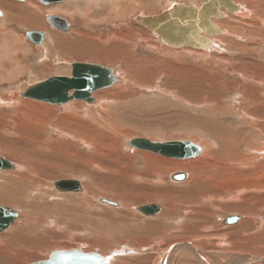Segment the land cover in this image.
I'll use <instances>...</instances> for the list:
<instances>
[{
	"label": "rangeland",
	"instance_id": "rangeland-1",
	"mask_svg": "<svg viewBox=\"0 0 264 264\" xmlns=\"http://www.w3.org/2000/svg\"><path fill=\"white\" fill-rule=\"evenodd\" d=\"M11 1L8 2L9 7L22 10L14 14L10 12L12 10L9 11V16L15 18V21L27 20L26 14L36 13L26 4ZM33 1L43 7L38 1ZM142 1L146 5L141 6L143 9L136 5L135 9H128L127 15L125 7L130 0H119L117 6L116 3L105 0L99 6L96 4L97 7L95 4L83 6L78 2L76 5L73 3L75 8H70V11L65 8L63 15H58L65 18L70 23L69 26H72V20L64 14L79 9V15H82L85 7L95 20L118 15L113 24L107 22L98 27L92 23L90 26L81 25L80 31H85L86 36L91 34L105 37L120 31L128 35L129 29L137 34L136 39H124L121 42L114 37H106V41L94 38L93 44L88 40H83L81 44L73 41L71 58H67L68 53L57 54L50 49L38 52L42 48L39 47L42 45L41 41L36 36L28 35L34 32L33 29L18 27L15 22L7 25L12 30L6 32L18 37L21 44L25 42L29 45L33 53L29 52L32 57L26 63V67H32H29L27 75L19 76L16 82L0 83V131H3L2 126L7 127L4 128V133L7 138H11L8 141L0 138V156L19 167L0 172V206L13 208L19 216L17 222L0 235V254L4 247L8 249L0 257L2 260L3 257L7 259L0 260V264H32L47 259L56 249L76 248L99 253L111 252L112 255L115 253L116 260L113 264H161L164 256L168 259L173 247L183 242L194 243L211 264H233L245 259L264 258V222L261 219L264 212V153L260 157L255 155V149L264 148V0H231L238 10L226 13L227 24H217L227 35L224 38L217 36V40L223 38L220 42L214 38L212 50L207 54L203 50L194 53L190 49L185 50L186 48L167 50L162 47L166 49L163 50L159 44L152 42L147 46L145 41H140L142 31L134 20L138 15H159L172 4L197 5V0ZM241 8V14L236 15ZM51 11L55 10L52 8L49 12ZM50 15L53 14H48L47 21ZM124 15L125 21L121 22ZM47 21L45 19L46 28L41 30L46 36L51 31L54 32ZM57 34H62L71 41L77 35L71 27L69 31H59ZM114 40L120 42V48L112 47V50L105 51L106 54L100 51L114 45ZM87 50H93L95 56L85 57ZM112 53H118L119 58L106 56ZM98 54H105L106 57H96ZM123 54L126 55L127 62L123 60ZM47 55L51 57L48 58ZM44 63L48 64L46 70L33 71ZM72 63L113 67L122 80L117 86L95 93L98 105L78 101L61 107L32 103V111L34 109L35 112L20 109L24 113L28 112L23 114L19 111L21 104L25 103L24 98L20 97L23 88L55 75L68 76ZM14 95L15 100H10ZM1 98L4 99L3 103ZM201 100H207L210 104L205 106ZM36 105L42 108L47 106L48 109L41 110ZM211 105L213 108L218 106L223 111L214 108L216 112L212 113L209 110ZM248 112L255 118L258 115V123L261 122L256 123L258 129L251 125ZM26 115H34L44 122L37 127L43 137L36 140L35 150L30 146L29 140H35L37 136L34 132H29V127L22 126L21 134L26 138L24 141H17L19 136L13 131L15 120L25 124ZM65 117H68L67 120ZM84 122L90 129L84 126ZM216 125H221L222 128L217 127L212 136L207 129ZM65 130H80L86 137L92 136L95 130L98 134L96 139L104 135L107 150L104 148L97 152L91 136L87 137L90 140L85 143L67 134ZM242 130L245 135L239 132ZM226 132L230 136L238 132L236 136L239 137L235 138L240 145L243 144L238 149L251 159L247 169L257 164L263 167L259 176L249 174L246 183L241 184L243 187H238L240 185L233 181L234 178L226 176L229 180L227 185L212 186L206 181L196 186L194 191L184 193L179 190L187 187L190 172H187L189 175L185 180L175 182L171 180V176L182 169L168 168L164 173L154 170L147 173L141 158H134L132 163L127 161L137 152L127 145L128 140L133 138H147L158 142L192 140L200 145L208 142L219 151V147H222L221 136ZM98 142L102 141L98 139ZM48 145L58 146L55 154L61 155L51 157L53 153ZM160 159L188 165L196 160ZM241 168V171H245V167ZM63 179L79 180L85 193L78 194L79 196L58 193L54 190L53 182ZM98 198L114 201L122 207L99 204ZM145 204H157L164 210L159 216L146 218L134 210ZM187 212L192 214L186 216ZM244 212L247 215H242L244 220L241 223L224 224L226 217L241 216ZM172 253L174 255L170 256L169 264H200L189 251L181 250L178 253L173 249ZM178 258L181 259L178 261Z\"/></svg>",
	"mask_w": 264,
	"mask_h": 264
},
{
	"label": "bare ground",
	"instance_id": "bare-ground-1",
	"mask_svg": "<svg viewBox=\"0 0 264 264\" xmlns=\"http://www.w3.org/2000/svg\"><path fill=\"white\" fill-rule=\"evenodd\" d=\"M15 1V0H14ZM16 1H19V3L21 2L22 3V1L23 2H25L24 4H26L27 6H30V7H32L33 8V10L34 11H36V13H34V14H32V12L31 13H28V14H26V18H27V20L25 19V20H16L15 21V18H11L10 16H9V11L10 10H12V11H10L11 13H16L17 11L20 13L21 11H20V9H16L15 7H9V4H8V2H10V1H0V10H1V14H0V83H12V82H16V79L20 76V77H22V76H24V75H27L28 73H29V70L28 69H30L29 67H31V66H27L26 67V63H27V61H28V63H29V61H30V58L32 57V56H30L32 53H33V51H32V49H31V47H29V45H26L25 44V42H22V44L19 42L20 40L19 39H17L18 37H16L14 34H9L10 32H6L7 30H12L11 29V27L9 28L8 26H10V25H8V24H10V23H13V22H15V23H17L18 25V27L19 26H24L23 28L24 29H26V27L28 28L27 30H29V27H30V30L31 29H39V30H33L34 32H35V34H36V36L39 38V40L41 41V44L42 45H39V47H41L42 46V48L40 49V50H38V52H40L41 50L42 51H44L43 49H46V50H48V49H50V51L51 52H53V53H61V52H65V55L67 54V55H69V56H67V58L69 57V58H71L72 56H73V54H72V52H71V48H72V46L74 45L73 43L75 42V41H78V43L80 42V44H81V42L83 41V40H86V42H87V40H88V42L89 41H92V44H93V42H94V38L96 39V38H98L99 40H101V41H106V37H112V39H113V37L114 38H117L116 40H118V41H120L121 42V40H124L125 39V41H127V40H131V39H133V38H135V37H137V34H136V32H134V30H128V32H127V34L128 35H124L123 33H122V31H120L121 32V34H119V33H114V34H111V35H109V36H105V37H103V36H100V37H96V36H92L90 33V36H86V32L85 31H80L81 29L79 28L81 25L82 26H90L91 25V23L94 25V26H97L98 27V25H103V24H106L107 22H114V20L115 19H118L117 18V14L116 15H114V17H113V15L112 16H110V18H107V19H103V20H98V19H94V18H92L91 17V13L90 12H88L87 10H86V7H85V11H84V13L82 14V15H79V9H77V11L76 12H74L73 11V13L71 12V13H68V14H64V16H69L70 17V19L72 20V26H71V30H75V33L77 34L76 35V39L74 38L72 41H71V39H67V38H65V36H63L62 34H57V33H59V31H69L70 30V26H69V22H67L64 18H62V17H60V16H56L57 14H62L63 15V13H64V11L63 10H65V8L67 9V10H69L70 8H73L74 6H73V3L76 5V3H80V5H83V6H88V7H90V6H92V5H94L95 4V7H97L96 6V4H98V6L99 5H101V4H103V2L105 1V0H65L63 3H61L62 5H56L57 7H53V5H50V6H43V7H40V6H38L37 5V3H35L33 0H16ZM39 3H41V1L40 0H37ZM107 2H109V3H111V2H113V3H116V6L120 3L119 2V0H106ZM121 1V0H120ZM146 1V0H145ZM206 2H208V4L206 5V6H208L209 5V2H210V0H205ZM59 2H61V1H59ZM197 2L199 3V4H197V5H185V4H172L171 6H169L167 9H165V11H168L169 10V13L170 12H172V8L173 7H175V6H179V5H184V6H193V7H196V8H198V7H200L201 6V0H197ZM232 2V1H231ZM53 4L55 3V2H52ZM78 3V4H79ZM134 2L133 1H131L130 0V2H126V7H125V10H126V12H125V15H127V12L129 11V10H133V9H135V7H137L138 5H140V8H142L143 9V7H141V6H146L145 5V2H143L142 0H138V2H135L134 4H135V6H134V4H133ZM233 3V2H232ZM42 5H44V3H41ZM47 4H50V2H48ZM56 4V3H55ZM234 4V3H233ZM137 5V6H136ZM235 5V4H234ZM105 6V5H104ZM210 6V5H209ZM19 8V7H18ZM52 8H53V10H55V11H51V12H49L50 10H52ZM75 8V7H74ZM29 9V8H28ZM98 10H101V9H99V8H97ZM129 9V10H128ZM147 9V8H146ZM95 10H96V8H95ZM174 10V9H173ZM237 10H238V8H237ZM237 10H235V11H237ZM242 10H243V8H241L240 9V11L238 12V13H236V15H239V14H241V12H242ZM70 11V10H69ZM144 11V10H143ZM220 11L224 14V17H221V18H218V17H216V18H213L212 19V21H211V23L214 25V26H216V28H218L219 29V31H220V33L219 34H213V32H207V38L210 40V42H211V45H210V47L209 48H205V47H201V48H203V49H194V48H190L189 46H185V44L183 43L182 45H180L179 47H172V46H168V45H163V44H160L159 43V41H158V35L159 36H161L162 38H164V40H168L167 38H171V37H169V35H168V32H167V30H164L165 32H164V34L162 33V30H160L159 28L157 29L158 31H157V33H154L151 29H153V30H155L156 28H157V25L155 24V26H152V23L150 22H146V20H147V18L148 17H154V15L153 16H148V15H138V16H135V18H134V20L136 21V23H137V27H139V29L142 31V33L140 34V41L141 40H143V41H145V43L147 44V46L149 45L150 46V44H151V42H152V44L153 43H155V44H159L160 45V47L162 48H167V50L169 49V50H173V49H181V48H186L185 50H188V49H190L189 51H192V52H194V53H199L198 51H201V50H203L202 52H205V54H207V52H210L211 50H212V47H213V40H214V38L217 40V38H219V37H217V36H221V37H225L226 35H227V32H225V30H223V29H220L218 26H217V24L219 25H223V23L225 22H228L227 20H228V18H227V16H226V12H225V10H223V9H220ZM259 12H260V10H258ZM257 11V12H258ZM114 12V11H113ZM164 12V11H163ZM162 13V12H161ZM244 13H247L246 11H244ZM48 14H53V15H50L49 17H54V18H62V19H64L65 20V22L67 23V27H63L62 26V23H59V22H57L56 20H53V23H54V26L53 25H51L50 23H49V21H47V16H48ZM104 14V13H103ZM102 14V15H103ZM174 14H176V12L174 11V12H172L171 14H170V16L172 17V16H175ZM125 15L122 17V19H120L121 20V22L124 20V18H125ZM261 15H263L262 13H261ZM156 16H158V15H156ZM25 17V16H24ZM98 17V16H97ZM113 17V18H112ZM116 17V18H115ZM201 18H202V16H201ZM17 19V18H16ZM45 19H46V21H47V23L49 24L48 26H50V29L51 30H53L54 32H50L49 33V35L47 36V38H46V40H45V33L43 32V31H40V30H42V29H44V28H46V23H44L45 22ZM225 19V20H224ZM221 20V22H219ZM223 20V21H222ZM118 21V20H117ZM125 21V20H124ZM73 22H74V24H73ZM113 24V23H112ZM227 24V23H226ZM8 25V26H7ZM12 25V24H11ZM225 25V24H224ZM53 29H52V28ZM131 26H129V28H130ZM151 29H150V28ZM88 28V27H87ZM92 28H94V27H92ZM135 28V27H134ZM223 28H226V26L225 27H223ZM54 29H56V30H54ZM231 30H233V28L231 29ZM136 31V30H135ZM55 32H57V33H55ZM89 32V31H88ZM70 33V32H69ZM72 33H73V31H72ZM110 34V33H109ZM200 34V33H199ZM201 35H203V34H201ZM92 36V37H91ZM139 36V35H138ZM220 37V38H221ZM138 38V39H139ZM223 38H221L220 40H217V42H220L221 40H223ZM109 39V38H108ZM136 39V38H135ZM8 40H9V42H8ZM170 40V39H169ZM74 41V42H73ZM115 41V40H114ZM188 41V40H187ZM30 42V41H29ZM73 42V43H72ZM116 43L114 44V45H109V46H107V47H105V49H102V50H100L101 52H103V53H105L106 54V52L105 51H107V50H109V49H113V48H120L119 47V43H117V41H115ZM217 42H215V43H217ZM85 43V42H84ZM91 43V42H90ZM89 43V44H90ZM101 43V42H100ZM87 44V43H86ZM181 44V43H180ZM221 44V43H220ZM100 45V44H99ZM87 46V45H86ZM111 46V47H110ZM123 46V45H122ZM125 46V45H124ZM88 47V46H87ZM86 47V48H87ZM113 47V48H112ZM160 47H158V48H160ZM217 47H218V44H217ZM216 47V48H217ZM74 48H75V46H74ZM149 48V47H148ZM157 48V49H158ZM162 48V49H163ZM78 49V48H77ZM88 49V48H87ZM122 49H123V47H122ZM159 50V49H158ZM163 50H166V49H163ZM182 50V49H181ZM100 51H97V52H100ZM31 54H30V53ZM120 52V51H119ZM171 52V51H170ZM48 53V52H47ZM77 53H79V52H77ZM227 53V52H226ZM30 54V55H29ZM41 54H42V52H41ZM51 54V53H50ZM82 54V53H81ZM105 54H104V56H105ZM124 54H125V52H124ZM123 54V55H124ZM85 55V57H93V56H95V54H94V52H93V50H87V52H86V54H84ZM83 55V56H84ZM28 56H30V57H28ZM57 56H59V55H57ZM98 56H101L102 58H104V56H103V54H98L96 57H98ZM107 57H110V58H114V59H117V58H119V54L118 53H116V54H114L113 55V53L111 54V55H106ZM105 56V57H106ZM47 57L49 58V57H51L50 55L48 56L47 55ZM46 57V58H47ZM45 58V59H46ZM102 58L99 60L100 62H101V60H102ZM55 59V58H54ZM73 59V58H72ZM75 59H76V57H75ZM78 59V58H77ZM49 60V59H48ZM84 60V59H83ZM104 60V59H103ZM121 60H122V58H121ZM123 60L124 61H126V55H124V58H123ZM104 62H105V60H104ZM127 62V61H126ZM47 63H44V64H40L39 66H37L36 67V69L35 70H33V71H35V72H41L40 70H44L45 68L47 69L48 67H46L47 65H46ZM34 66V65H33ZM98 66H100V65H98ZM105 67V66H104ZM32 68V67H31ZM34 68V67H33ZM69 75L67 76V77H70L71 76V65L69 66ZM106 68H108V69H110V71H109V74H110V76L112 77H114V82H113V84H112V86L111 87H109V88H112V87H114V86H117V85H119L120 84V80H122L121 79V76L120 77H118V73L116 72V70L112 67H110V66H106ZM252 68V67H251ZM45 69V70H46ZM67 69V68H66ZM63 70V69H62ZM179 70V69H178ZM255 71V70H254ZM67 72V71H66ZM263 72V71H262ZM31 74V73H30ZM34 75V74H33ZM249 75H251V74H249ZM55 76H60V75H55ZM55 76H53V77H55ZM19 77V78H20ZM62 77V76H61ZM29 78H31V76H29ZM51 78V77H50ZM254 79V78H253ZM18 80V79H17ZM47 80V79H46ZM45 80H43V81H41V82H44ZM256 82V81H255ZM260 82V81H259ZM35 84H37V83H34V84H31V85H29V86H32V85H35ZM1 85V84H0ZM109 88H99V89H97V90H95V91H93V92H91V99H92V101L91 102H86V101H83V100H70V101H68V102H65V103H63L62 105H54V104H50V103H46V102H42V101H38V100H35V99H31V98H24V101H25V103H23V105L21 104V106L19 107V111H21L20 109H22V110H24V111H27L28 110V112L29 111H32V108H34L33 106V104H40V105H43L44 103V105H47V104H49V105H53V106H57V107H61V106H64V105H67V104H71V103H73L74 101H78V102H84V103H86V104H89V105H95L96 103H97V97H96V92H99V91H101V90H104V89H109ZM24 90H22V92H20V97L21 98H23L22 97V94L26 91V89H27V87H25V88H23ZM123 90V89H122ZM24 91V92H23ZM73 91L71 90L70 92H69V96H72V93ZM96 93V94H95ZM3 95V94H2ZM12 96V95H11ZM3 97V96H2ZM15 97H16V95H14L13 97H11L10 98V100H12V99H14L15 100ZM203 99V98H202ZM1 100H2V103H3V100L4 99H2L1 98ZM9 100V99H8ZM202 101V103L205 105V106H208L209 104H210V102L209 101H203V100H201ZM5 102V101H4ZM9 101H6V103H8ZM13 102V101H12ZM11 101L9 102V103H12ZM30 102V103H29ZM33 103V104H32ZM106 103V102H105ZM31 104V105H30ZM79 104V103H78ZM211 104H214V103H211ZM40 105H36V106H38L39 108H41V110L42 109H45V108H47L48 109V107L46 106L45 108H42V106H40ZM74 105V104H73ZM73 105H71V106H73ZM96 105H98V104H96ZM68 108H69V106H68ZM214 108H217V109H219L220 107H218V106H215ZM213 108V105H211V107H210V109L209 110H211V112L213 113H215L216 112V109H214ZM67 109V108H66ZM255 109V108H254ZM220 111H223V109H219ZM33 111H34V109H33ZM32 111V112H33ZM102 111V110H101ZM262 111V110H261ZM21 112H23V111H21ZM28 112H23V114H27ZM35 112V111H34ZM40 112V111H39ZM98 112V111H97ZM250 112V111H249ZM247 113V115H250V113ZM255 112V111H254ZM42 113V112H41ZM49 113V112H48ZM257 113H258V111H257ZM31 115L33 114V113H30ZM29 114V115H30ZM35 114V113H34ZM29 115H26V121H25V124H27V125H25V124H20V122H18L17 121V119L15 120V128L13 129V131H15V133L19 136V138L17 137V141H20V140H26V138H24L23 136H24V134H23V136H22V134H21V132H22V130H23V127L22 126H27V127H29L28 128V130H29V132H34V134H36V138H35V140L33 139V141H32V139H30V138H28V139H30L29 140V142L31 143H29L30 144V146L32 145V147H34V150H35V147H37L36 146V144H35V142H36V140H41L42 139V137L43 136H41V134H40V132H39V129L37 128L38 127V124H43L44 122H42L41 120H39V119H36L35 117H34V115L33 116H29ZM39 115H40V113H39ZM44 115V114H43ZM262 115V114H261ZM45 116H47L46 115V113H45ZM251 116V115H250ZM56 117V116H55ZM257 117H258V115H257ZM257 117L255 118L254 116H251V125H253V126H256L257 127V124L256 123H258V121L259 120H257ZM66 119L65 120H67V118L68 117H65ZM73 118V117H72ZM61 119H63V118H61ZM258 119H259V117H258ZM263 119V118H262ZM64 120V119H63ZM63 120H61V121H63ZM70 120V119H69ZM78 121V120H77ZM24 123V122H23ZM47 123V122H46ZM76 123V122H75ZM79 123V122H78ZM260 124H261V122H259ZM258 123V124H259ZM81 124V121H80V123H79V125ZM84 124H85V122H84ZM77 125V124H76ZM215 125V124H214ZM72 126H74V125H72ZM84 126H87L88 128H89V126L87 125V124H85ZM261 126V125H260ZM74 127H76V126H74ZM78 127V126H77ZM217 127H221V125H216L215 127H213L212 126V128H210L209 127V129H207V132L210 134V135H212L213 136V134H215L216 133V128ZM4 128H7V127H5V126H2V130L3 131H0V138H2L3 140H5V141H8V140H10L11 138H7L6 137V135H5V133H6V130H4ZM62 128V127H61ZM64 128H65V125H64ZM222 128V127H221ZM247 128H249V127H247ZM24 129H26V128H24ZM66 129V128H65ZM73 129V128H72ZM76 129V128H75ZM90 129V128H89ZM257 129H258V127H257ZM262 129V128H261ZM37 130V131H36ZM71 130V129H70ZM251 130V129H250ZM66 131V133L67 134H69V135H71L72 137H75L76 139H79V140H81V141H83V142H88L90 139H88L87 137H89V136H91V135H88L87 137H86V135H85V133H84V135L83 134H81V132H80V130L77 132V130H72L71 132H67V130H65ZM69 131V130H68ZM82 131V130H81ZM238 131V130H237ZM245 131V130H244ZM264 131V130H263ZM5 132V133H4ZM84 132V131H83ZM99 132V131H98ZM239 132H241V133H243V130L242 131H239ZM251 133V132H250ZM34 134H32V135H34ZM99 134H100V132H99ZM230 134H232V133H230ZM237 134H238V132H237ZM236 134V135H237ZM240 134V133H239ZM246 133H243V135H245ZM248 134V133H247ZM235 134H232V136H230L229 135V133H225V135H223L222 134V138H221V142H222V147H219L220 148V150L219 151H217V150H215L214 149V147H213V145L212 144H210V143H201V145H200V143L198 144L197 142H194V141H192V140H187V141H189V142H191L192 144H194L195 146H198L199 148H200V153L198 154V156H196L195 158H196V160H194L192 163L190 162V161H188L189 163H191V164H186V163H178V162H173V161H168V160H165V159H160V158H170V159H177V160H188V159H194V158H186V159H183V158H179V157H170V156H166V155H163V154H157V153H155V152H153V151H150V150H141V149H138V148H134V147H130L129 146V142L132 140H128V142H127V145L129 146V148H131V149H136V153L135 154H133L132 156H131V158L130 159H128L127 161H129V162H133L134 161V158H141L140 160H142V163H143V166H144V169L145 170H147V173H150L149 171H151V170H154L155 172L157 171V172H160V173H164L168 168H170V169H174V170H176V169H182L181 171H178L177 173H175L174 175H172L171 176V180H174L175 182H178V181H182V180H185L187 177H188V175L189 174H187V172H190V182L188 183V185H187V187H185V188H183V189H181V190H179V191H181V192H184V193H186V192H188V193H190V191H194L197 187H198V185L201 183V182H206V181H208L209 183H211V185L212 186H214V185H216V186H222V185H227V184H229V180L227 179V178H225L226 176H231L230 178H234V180L233 181H235L238 185H240V186H238V187H243L241 184L243 183V185L246 183V180H247V176L250 174V175H255V176H259L258 174H260L261 173V169L263 168L262 167V165L261 164H257V165H255V166H253V168H249V169H247V167H248V165L249 164H251L250 162H251V159L249 158H247V157H245L243 154V152L242 151H240L238 148V146H241V145H243V144H239V140L238 139H236L235 137H239V135L238 136H236ZM240 135H242V134H240ZM94 136V137H93ZM95 136H98V134H97V132H95V130H94V132H92V143L95 145V147L97 148L96 149V151L98 152L100 149H101V151L102 150H104V148H105V146H106V144H105V146H104V142H105V138L103 137L104 135H100V137H98L97 139H96V137ZM39 137V138H38ZM216 137V136H215ZM98 139L99 140H101L102 142L100 143V142H98ZM134 139V138H133ZM15 140V139H14ZM15 140V141H16ZM150 140V139H149ZM48 141V140H47ZM151 142H155V143H161V142H158V141H155V140H150ZM177 141V140H176ZM178 141H182V140H178ZM22 142V141H21ZM165 142V141H164ZM166 142H169V141H166ZM171 142V141H170ZM205 142V141H204ZM220 142V143H221ZM243 143V142H242ZM90 144V143H89ZM54 145V144H53ZM49 146V145H48ZM60 146V145H59ZM249 146H251L250 144H249ZM45 147V146H44ZM51 149H52V153L53 154H51L50 156L51 157H55L56 155H61V154H55V152H56V150H57V148L56 147H58V146H56V147H52L51 145L49 146ZM90 147V146H89ZM263 147V146H262ZM261 147V148H262ZM60 148V147H59ZM248 148V147H247ZM4 149V148H3ZM49 149V148H48ZM106 150H107V148H105ZM217 149V148H216ZM249 149V148H248ZM59 150V149H58ZM69 150V149H68ZM206 150V151H205ZM37 151V150H36ZM252 151V150H251ZM250 151V152H251ZM255 151H256V153H255V155L256 156H258V157H260V156H262L263 155V151H264V148L263 149H255ZM69 152V151H68ZM249 152V151H248ZM12 153V152H11ZM100 153V152H99ZM40 155V154H39ZM68 156V155H67ZM155 156H157V157H155ZM248 156V155H247ZM44 157V156H43ZM0 158H2L3 160H6V161H9V160H7V159H5V158H3V157H1L0 156ZM66 158V157H65ZM253 158V157H252ZM258 159V158H257ZM85 160V159H84ZM83 160V161H84ZM126 160V159H125ZM125 160L123 161V162H125ZM137 161H139V160H137ZM10 162V161H9ZM82 162V161H81ZM80 162V163H81ZM181 162V161H180ZM11 164H12V166H11V168H8V169H3V170H0V172H3V171H11V170H15L16 168H19L16 164H14L13 162H10ZM126 163V162H125ZM139 163V162H138ZM226 163H228L231 167H229V165H227ZM101 164V163H100ZM106 164V163H105ZM113 164V163H112ZM184 164H186V165H184ZM77 165V164H76ZM83 165V164H82ZM122 165H124V164H122ZM247 165V166H246ZM87 166V165H86ZM109 166V165H108ZM112 166V165H111ZM117 166H120V165H117ZM127 166H129V165H127ZM135 166V165H134ZM82 167V166H81ZM106 167V166H105ZM238 167H240L239 169H238ZM241 167H245L244 169H245V171H241ZM30 168V167H29ZM25 169L27 170V167H25ZM24 169V170H25ZM31 169V168H30ZM12 172H14V171H12ZM152 172V171H151ZM5 173V172H4ZM159 173V174H160ZM175 175L177 176V177H175ZM222 175V176H221ZM220 177H221V179H220ZM236 177V178H235ZM217 178H219L220 180H218V181H215ZM64 180V179H63ZM138 181V180H137ZM232 181V182H233ZM55 182H57V181H55ZM55 182H53V186H54V183ZM234 182V183H235ZM74 183L76 184V185H74L73 187H74V189H72L70 192L68 191V192H59L58 190H56V189H54V190H56L58 193H60V194H76V195H78V194H84L85 193V188L83 189V185H82V182H80L79 180H77V179H75L74 180ZM233 183V184H234ZM156 185V184H155ZM185 185V184H184ZM183 185V186H184ZM197 186V187H196ZM215 186V187H216ZM201 187V186H200ZM230 187V186H229ZM237 187V188H238ZM55 188V187H54ZM173 188V187H172ZM179 188V187H178ZM244 189V188H243ZM188 190V191H187ZM220 190H222V189H220ZM230 190V189H229ZM178 191V190H177ZM176 191V192H177ZM170 193V192H169ZM184 193H182V194H184ZM187 193V194H188ZM198 193V192H197ZM200 193V192H199ZM220 193V192H219ZM225 193V192H224ZM217 195H218V193H217ZM79 196V195H78ZM165 197V196H164ZM81 198V197H80ZM106 199H102V198H98L97 199V202L99 203V204H108V206H111V207H115V208H119V206H121V204H118V203H116V202H114V201H109L108 199L105 201ZM239 200V199H238ZM106 202H109V203H106ZM208 203V202H207ZM151 205H154V206H156V207H158L159 208V210L153 215H150V216H145V215H143L142 213H140V209L141 208H144V207H146V206H151ZM1 207H6V206H2L1 205ZM122 207V206H121ZM168 207V206H167ZM10 208V207H9ZM12 210H14L13 208H11ZM134 210H135V212H138V214H140L141 216H143V217H146V218H149V217H156V216H159L160 214H162V212H163V207L162 206H160V205H157V204H145V205H140V206H137V207H135L134 208ZM180 210V209H179ZM244 210V209H243ZM14 211H16V210H14ZM168 211V210H167ZM17 212V211H16ZM242 213V212H241ZM168 214L169 213H167L166 215H167V218H168ZM192 214V212H187V213H185V215L187 216V215H191ZM166 215H164V216H166ZM242 215H247V213L246 212H244L243 214H241V216ZM237 216V215H235V216H229V217H237L238 218V220L235 222V223H241V221H243L244 220V216ZM264 212H263V215H262V217H261V219H262V221L264 222ZM226 218H228V217H226ZM225 218V219H226ZM19 219V216H18V213H17V219H15L14 221H13V223L6 229V230H8L11 226H13L16 222H17V220ZM225 219H224V221H225ZM158 221V220H157ZM223 221V222H224ZM234 223V224H235ZM225 224V223H224ZM6 230H3V231H0V235L1 234H3L4 233V231H6ZM234 232V231H233ZM238 234V233H237ZM1 239V238H0ZM6 239H7V236H6ZM4 240V239H3ZM2 240V241H3ZM2 243V242H1ZM9 243V242H8ZM6 244V243H5ZM197 244V243H196ZM198 245V244H197ZM10 249V248H9ZM76 249H80V248H76ZM130 249V248H129ZM172 249V248H171ZM173 249H175V250H177L178 251V253L181 251V250H186V251H189V252H191L192 253V255H194L195 256V258L198 260V262L200 263V264H211V262L209 261V259L207 258V256H205V254L203 253V251L200 249V248H198L194 243H190V242H188V243H181V244H177V245H175L174 247H173ZM173 249L170 251V253H169V255H168V259H166L165 258V256H164V258L162 259V261L163 262H161V264H169V262L171 261L170 259V256L173 254L172 253V251H173ZM2 250V249H1ZM27 250V249H26ZM61 250H74V249H56V250H54L53 252H56V251H61ZM80 250H82L83 252H85L86 254H94V255H97L99 258H101L100 259V262H96V263H93V264H113V262H115V253H114V255H112L111 254V252L110 253H99V252H95V251H92V250H90V251H85V250H83V249H80ZM168 250H170V249H168ZM167 250V251H168ZM6 251H8V249H6V247H4L3 248V251H2V254H0V257H2V255L3 254H5V253H7ZM130 251H131V249H130ZM53 252H51L49 255H48V257H47V259H45V260H42V261H47V260H49V256L53 253ZM23 253H25V252H23ZM118 253V252H117ZM108 254V255H107ZM119 254V253H118ZM130 254V253H129ZM7 255V254H6ZM174 255V254H173ZM172 255V256H173ZM185 255V254H184ZM175 256H177V254L175 255ZM4 258H5V260L7 259L6 257H3V260L0 258V260L1 261H5L4 260ZM175 259V258H174ZM181 258H178L177 260L179 261ZM187 259V258H186ZM193 260V259H192ZM178 261L176 262V263H178ZM38 262H41V261H38ZM38 262H36L35 261V263H38ZM189 262H190V260H189ZM242 262H244V263H242ZM258 263H264V258H253V259H245V260H243V261H237V262H234L233 264H258ZM2 264V263H1ZM8 264V263H7ZM33 264V263H32Z\"/></svg>",
	"mask_w": 264,
	"mask_h": 264
},
{
	"label": "water",
	"instance_id": "water-1",
	"mask_svg": "<svg viewBox=\"0 0 264 264\" xmlns=\"http://www.w3.org/2000/svg\"><path fill=\"white\" fill-rule=\"evenodd\" d=\"M40 1L47 5L48 2L52 3L63 0ZM207 4L208 2L201 0V6L198 8L184 5L175 6L171 9L172 12H176L175 16L171 17L170 14L172 12L169 13L168 10L158 16L148 17L146 22H151L152 26L157 25L155 30L149 27L154 33H157L158 28L162 30L163 34L164 30H167L171 38H167L168 40L166 41L158 35L160 44L179 47L184 43L185 46L187 45L194 49H203L201 47L209 48L211 42L206 37L207 32H213L214 35L220 33L219 29L211 23L212 19L224 17L220 9L225 10L226 13H233L238 7L231 0H210V6H206ZM53 20L62 23L63 27H67L64 19L48 17L49 23L54 26ZM28 35L36 36L35 32H30ZM109 71L110 69L95 64L72 63L70 77L55 76L48 78L44 82L28 86L22 97L54 105H62L75 99L91 102V92L99 88H109L112 86L114 77L110 76ZM71 90L73 94L69 96ZM129 146L183 159L195 158L200 153V148L189 141L155 143L147 138H134L129 142ZM11 166L12 164L9 161L0 158V170L11 168ZM175 177L177 176L175 175ZM74 185L76 184L71 179L59 180L54 183L55 189L59 192H70L74 189ZM158 210V207L151 205L141 208L140 213L150 216L154 215ZM15 219H17L16 211L9 207L0 206V231L6 230ZM237 220V217H228L224 223L234 224ZM100 259L97 255L86 254L80 249H74L53 252L49 256V260L33 264H93L100 262Z\"/></svg>",
	"mask_w": 264,
	"mask_h": 264
},
{
	"label": "flooded vegetation",
	"instance_id": "flooded-vegetation-1",
	"mask_svg": "<svg viewBox=\"0 0 264 264\" xmlns=\"http://www.w3.org/2000/svg\"><path fill=\"white\" fill-rule=\"evenodd\" d=\"M9 1H11V0H9ZM14 1V0H13ZM16 1V0H15ZM37 1V0H36ZM12 2V1H11ZM16 2H19V1H16ZM21 3V2H20ZM25 2H23L22 1V3L21 4H24ZM56 3V4H55ZM54 4L53 3H50V4H48L47 6H50V5H58L59 3H61V2H55ZM43 6H46V5H43ZM0 14H1V10H0ZM56 16H59L58 14L56 15ZM61 17V16H60ZM63 18V17H62ZM65 19V18H64ZM66 20V19H65ZM67 21V20H66ZM68 22V21H67ZM70 24V23H69ZM62 26H63V24H62ZM71 27V26H70ZM50 28V27H49ZM32 30V29H31ZM33 30H39V29H33ZM41 31V30H40ZM46 38H47V36H46V34H45V40H46Z\"/></svg>",
	"mask_w": 264,
	"mask_h": 264
}]
</instances>
